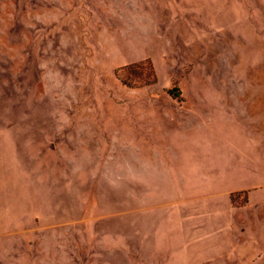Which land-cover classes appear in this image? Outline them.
Wrapping results in <instances>:
<instances>
[{"label": "rangeland", "instance_id": "374dc122", "mask_svg": "<svg viewBox=\"0 0 264 264\" xmlns=\"http://www.w3.org/2000/svg\"><path fill=\"white\" fill-rule=\"evenodd\" d=\"M182 127L237 142V264H264V0H0V264H144L121 163Z\"/></svg>", "mask_w": 264, "mask_h": 264}, {"label": "crops", "instance_id": "0c3cea01", "mask_svg": "<svg viewBox=\"0 0 264 264\" xmlns=\"http://www.w3.org/2000/svg\"><path fill=\"white\" fill-rule=\"evenodd\" d=\"M175 131L180 138L138 141L142 148H163L160 157L140 151L136 160L121 163L127 174L123 199L130 205L124 212L138 213V219L122 221L126 243L138 244L144 264L155 244L177 245L178 255L160 264H237L243 206H233L230 195L244 189L240 179L250 166L237 159L236 141L194 140L192 127Z\"/></svg>", "mask_w": 264, "mask_h": 264}, {"label": "trees", "instance_id": "16d2710c", "mask_svg": "<svg viewBox=\"0 0 264 264\" xmlns=\"http://www.w3.org/2000/svg\"><path fill=\"white\" fill-rule=\"evenodd\" d=\"M141 68L142 67L146 70L145 72V77L147 78L144 83H141L139 85H136L134 87H137V86H142L150 81L153 80V77H154V71H153V68L151 66V63L150 61H144V62H140L138 64H129L127 65L126 67L122 68V69H125V72L128 74V75H131V76H134L136 77V69L138 68ZM122 81L126 84V85H129L127 84V82L125 80L122 79ZM129 86H133V85H129ZM230 200H231V204L235 207H240V206H244L245 203H246V192L245 191H240V192H237V193H232L230 195Z\"/></svg>", "mask_w": 264, "mask_h": 264}]
</instances>
